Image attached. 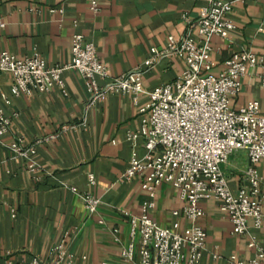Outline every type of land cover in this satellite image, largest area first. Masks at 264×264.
Listing matches in <instances>:
<instances>
[{"label":"crops","instance_id":"1","mask_svg":"<svg viewBox=\"0 0 264 264\" xmlns=\"http://www.w3.org/2000/svg\"><path fill=\"white\" fill-rule=\"evenodd\" d=\"M202 5V0H99V10L93 12L87 0H1L0 49L16 56L38 52L48 66H54L70 62L72 35L81 33L94 42L107 69V78H97L102 86L110 77L142 66L151 48L166 47L168 35L182 36L186 31L183 15L195 19ZM228 17L236 29L226 39L211 38L213 73L236 51L249 49L262 56L263 63L242 78L231 105L238 108L257 100L264 114L260 77L264 70V0L238 1ZM184 68L178 56L161 57L144 69V90L174 81ZM61 77L65 94L53 88L14 96L11 75L0 71V103L11 120L0 137V264H23L33 257L51 263L60 249L65 252L62 264L68 259L79 264L82 256H86L85 264H139L137 251L130 261L120 252L131 241L138 245V235H130L128 216L140 214L143 203L152 198L141 189V178L126 180L123 174L133 151L138 156L145 153L144 139L131 141L127 134L139 127V107L148 96L141 93L134 102L132 94L110 93L88 106L81 76L65 70ZM2 93L9 103L1 99ZM16 137L35 152L17 156L10 148ZM248 165L246 150L233 151L221 165L234 192L248 185ZM256 167L264 181V165ZM89 173L95 176L93 184L87 181ZM85 191L99 199L92 214L79 195ZM152 200L149 216L170 226L176 219L172 210L182 206L178 193L163 182ZM200 205L204 215L198 224L206 238L197 264H229L232 254L248 260L257 249L249 246L251 240L264 251V221L256 227L250 219L245 233L234 234L216 199H203ZM186 225L181 218L180 228Z\"/></svg>","mask_w":264,"mask_h":264},{"label":"built area","instance_id":"2","mask_svg":"<svg viewBox=\"0 0 264 264\" xmlns=\"http://www.w3.org/2000/svg\"><path fill=\"white\" fill-rule=\"evenodd\" d=\"M202 1L195 19L183 15L186 31L182 36L168 35L166 47L151 48L142 66L110 77L102 86L97 78H107V69L98 58L94 42L86 40L81 33L72 35L70 62L54 66H48L38 52L16 56L0 49V71L11 75L10 93L14 96H30L53 88H60L65 94L61 77L65 70L76 71L85 81L88 106L103 101L110 93L132 94L134 102L141 93L147 94L146 103L139 107V127L127 134L131 141L144 139L145 153L138 156L132 152L123 177L141 178V189L152 199L161 183H169L182 200V206L172 210L176 219L170 226H162L149 216L148 209L154 205L152 199L143 203L140 214H129L130 235H138V245L127 243L120 255L130 261L137 251L139 264L199 262L206 238L205 230L198 224L204 215L200 205L203 199L213 197L219 202L234 234L245 233L250 219L256 227L264 221V181L256 167L258 163L264 165V114L260 113L257 100H248L238 108L231 105V98L241 90L242 78L249 69L260 66L263 57L242 49L227 58L220 71L213 73L211 38L216 35L226 39L236 29L228 15L234 4L242 0ZM87 3L93 12L99 10V0H87ZM3 25L0 19V27ZM163 56L182 58L185 68L174 81L144 90V69L154 66ZM260 77L264 86V70ZM1 99L9 103L5 93ZM10 123L0 103V137L8 131ZM21 142L16 137L10 143L17 156L28 157L35 152L33 146L23 147ZM235 150H246L249 159L245 170L248 185L236 192L221 170ZM29 170L34 171L32 164ZM87 181L95 183V176L87 174ZM79 195L88 213L97 211V197L88 191ZM181 218L188 222L183 228H180ZM249 246L257 247L254 257L243 260L232 254L229 264L264 263L263 249L254 240ZM57 253L51 263L33 257L23 264H62L65 252L60 249ZM85 259L82 256L79 264H85ZM65 264L74 263L68 259Z\"/></svg>","mask_w":264,"mask_h":264}]
</instances>
